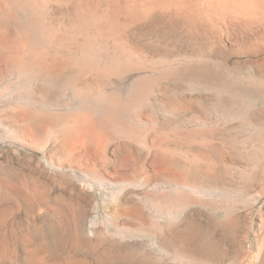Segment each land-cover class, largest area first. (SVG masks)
<instances>
[{
    "label": "rangeland",
    "instance_id": "obj_1",
    "mask_svg": "<svg viewBox=\"0 0 264 264\" xmlns=\"http://www.w3.org/2000/svg\"><path fill=\"white\" fill-rule=\"evenodd\" d=\"M257 15L233 29L231 40L209 24L194 30L163 15L131 31L130 41L148 57L184 53L197 60L158 88L159 103L168 107L151 102L141 110L178 129L182 140L169 137L178 154L134 145L116 158L107 154L103 166L110 175H139L153 158L156 187L86 180L78 152L58 151L55 140L38 137L20 142L5 129L17 128L15 114L0 107V264H25L26 246L40 240L23 235L35 229L61 259L85 264H264V8ZM0 27L13 29L1 21ZM198 155L209 156L207 164ZM162 156L171 160L166 172ZM183 179L198 191L185 201L173 196ZM118 205L140 209L126 216L114 211Z\"/></svg>",
    "mask_w": 264,
    "mask_h": 264
},
{
    "label": "bare ground",
    "instance_id": "obj_2",
    "mask_svg": "<svg viewBox=\"0 0 264 264\" xmlns=\"http://www.w3.org/2000/svg\"><path fill=\"white\" fill-rule=\"evenodd\" d=\"M55 8L61 9L59 15L53 14ZM263 8L264 0H0V21L13 28L0 27V107L13 111L18 123L17 128H4L20 142L31 143L38 137L55 140L58 151L78 152V161L86 164L82 176L100 186L155 183L156 187L153 167L158 160L153 158L142 165L139 175H110L103 166L107 154L116 158L121 149L134 145L169 158L178 154L179 144L178 148L170 141L183 139L177 136L178 129L165 128L141 110L148 103L164 100L158 92L163 81L197 60L184 53L174 59L148 57L130 41L131 31L163 15L188 28L199 22L209 24L231 40L237 34L233 29L257 17ZM156 103L152 104L155 109ZM205 155H198L197 160L206 163L209 156ZM55 159L48 157L47 161L58 166ZM160 160L164 172L170 169V159L162 156ZM182 181L183 189L173 194L181 201L198 192L196 184ZM134 206L118 205L114 211L130 216L138 211ZM23 236L40 240L39 245L26 246L25 264H85L61 259L36 229Z\"/></svg>",
    "mask_w": 264,
    "mask_h": 264
}]
</instances>
